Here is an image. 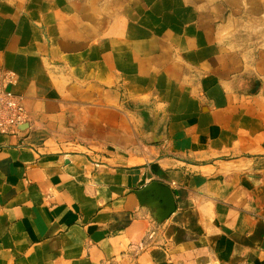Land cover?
<instances>
[{
	"label": "crops",
	"instance_id": "0c3cea01",
	"mask_svg": "<svg viewBox=\"0 0 264 264\" xmlns=\"http://www.w3.org/2000/svg\"><path fill=\"white\" fill-rule=\"evenodd\" d=\"M0 68V264H264V0H0Z\"/></svg>",
	"mask_w": 264,
	"mask_h": 264
},
{
	"label": "built area",
	"instance_id": "2783aa9c",
	"mask_svg": "<svg viewBox=\"0 0 264 264\" xmlns=\"http://www.w3.org/2000/svg\"><path fill=\"white\" fill-rule=\"evenodd\" d=\"M15 82L13 72L0 68V133H15L28 121L24 98L10 90Z\"/></svg>",
	"mask_w": 264,
	"mask_h": 264
},
{
	"label": "water",
	"instance_id": "95a60500",
	"mask_svg": "<svg viewBox=\"0 0 264 264\" xmlns=\"http://www.w3.org/2000/svg\"><path fill=\"white\" fill-rule=\"evenodd\" d=\"M155 124H157V116L155 117ZM146 192L149 194L148 197L143 195ZM138 197L143 203L156 207L159 205L157 214L158 220L160 221L168 218L175 209L174 197L170 188L159 182H152L149 186H147L146 190L143 189L142 193L138 194Z\"/></svg>",
	"mask_w": 264,
	"mask_h": 264
}]
</instances>
